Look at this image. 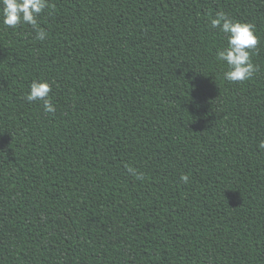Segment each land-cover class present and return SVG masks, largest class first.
Masks as SVG:
<instances>
[{
    "label": "trees",
    "instance_id": "trees-1",
    "mask_svg": "<svg viewBox=\"0 0 264 264\" xmlns=\"http://www.w3.org/2000/svg\"><path fill=\"white\" fill-rule=\"evenodd\" d=\"M49 5L43 40L0 21V264H264V0ZM218 12L255 26L250 80Z\"/></svg>",
    "mask_w": 264,
    "mask_h": 264
},
{
    "label": "clouds",
    "instance_id": "clouds-1",
    "mask_svg": "<svg viewBox=\"0 0 264 264\" xmlns=\"http://www.w3.org/2000/svg\"><path fill=\"white\" fill-rule=\"evenodd\" d=\"M49 6V0H0V21L11 28H16L20 24L30 25L36 33V38L43 40L48 33L40 27L36 17ZM210 25L211 28L223 33L227 40L226 46L218 49L216 53V58L227 65V70L223 72L224 79L229 82L250 80L259 70L252 62V55L255 54L254 50L259 43L255 26L248 22L233 20L224 12H218L210 20ZM50 92L51 86L46 80H33L25 99L28 102H42L45 113H55L56 108L50 99ZM258 148L264 150V139L259 141ZM132 171L129 168V172ZM180 179L187 184L189 178L182 175Z\"/></svg>",
    "mask_w": 264,
    "mask_h": 264
}]
</instances>
